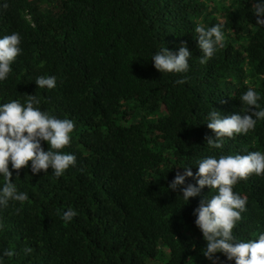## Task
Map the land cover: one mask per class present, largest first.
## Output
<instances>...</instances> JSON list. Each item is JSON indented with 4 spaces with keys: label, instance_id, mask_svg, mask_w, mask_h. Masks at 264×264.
<instances>
[{
    "label": "trees",
    "instance_id": "obj_1",
    "mask_svg": "<svg viewBox=\"0 0 264 264\" xmlns=\"http://www.w3.org/2000/svg\"><path fill=\"white\" fill-rule=\"evenodd\" d=\"M4 2L0 37L19 33L22 53L0 81V103L36 95L42 111L71 119L61 151L74 154L76 165L57 178L50 167L32 174L9 164L10 181L28 200L0 208V251L15 252L3 264H211L193 209L212 193L205 187L186 203L167 185L182 166L195 174L194 162L206 155L264 151V121L225 138L222 149L205 142L214 136L204 122L211 108L240 112L248 87L264 106V27L250 0ZM221 20L225 46L201 64L194 28ZM182 43L191 53L187 72L153 67L155 50L176 52ZM38 76H55V88H37ZM233 190L247 197L233 234L254 238L264 231V175ZM69 208L77 215L65 223L59 214ZM216 255L218 264H234Z\"/></svg>",
    "mask_w": 264,
    "mask_h": 264
},
{
    "label": "clouds",
    "instance_id": "obj_2",
    "mask_svg": "<svg viewBox=\"0 0 264 264\" xmlns=\"http://www.w3.org/2000/svg\"><path fill=\"white\" fill-rule=\"evenodd\" d=\"M250 5V12L256 16L255 23L264 27V0H250ZM0 7L6 9L8 4L4 2ZM194 33L202 53L201 64H205L217 49L225 46L222 20L207 27L197 24ZM20 45L19 33L0 37V81H5L12 72V63L22 53ZM150 58L153 67L162 74L185 73L189 70L191 53L184 43L176 52L163 45ZM34 81L37 88L41 89H53L56 86L55 76H38ZM184 82V79L176 81L178 84ZM238 98L242 105L238 113L222 115L215 108L207 112L204 122L214 133V136L205 137L208 150L222 149L225 138L246 135L256 127L258 121H264V106L259 103V92L248 87ZM39 105L40 100L36 95H27L23 103L19 99L0 103V208L7 207L9 202L23 204L28 200L27 193L20 191L10 181L12 172L9 164L13 170L28 166L32 174L42 170L47 172L50 167L52 175L57 178L66 169L76 165L74 154L61 151L71 141L73 121L56 118L42 111ZM42 141L47 143V150L42 147ZM194 164L197 165L195 174L188 165L182 166L183 171H177L167 188L179 190V195L186 203L190 197L198 196L205 187L212 193L210 197H203L193 209L195 226L205 241L201 250L203 256L211 264H218L220 258L217 253L222 254L226 261H234V264H264V231L247 240L233 234L247 204V197L234 192V186L249 175H264V151H248L243 155H206ZM187 177L195 180V184H185ZM76 215V211L71 208L59 214L65 223L71 222ZM31 251V248L25 249L26 253ZM14 255L12 249L0 251V264H3L5 257Z\"/></svg>",
    "mask_w": 264,
    "mask_h": 264
}]
</instances>
